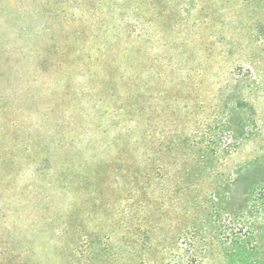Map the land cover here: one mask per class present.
<instances>
[{
  "label": "rangeland",
  "instance_id": "obj_1",
  "mask_svg": "<svg viewBox=\"0 0 264 264\" xmlns=\"http://www.w3.org/2000/svg\"><path fill=\"white\" fill-rule=\"evenodd\" d=\"M0 264H264V0H0Z\"/></svg>",
  "mask_w": 264,
  "mask_h": 264
}]
</instances>
